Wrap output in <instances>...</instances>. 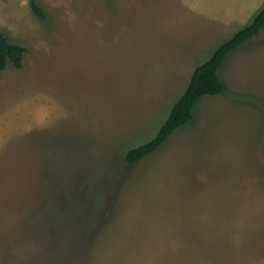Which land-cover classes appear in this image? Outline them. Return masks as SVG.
Instances as JSON below:
<instances>
[{
    "label": "rangeland",
    "instance_id": "374dc122",
    "mask_svg": "<svg viewBox=\"0 0 264 264\" xmlns=\"http://www.w3.org/2000/svg\"><path fill=\"white\" fill-rule=\"evenodd\" d=\"M0 0V264H264V28L222 94L132 166L264 0Z\"/></svg>",
    "mask_w": 264,
    "mask_h": 264
},
{
    "label": "trees",
    "instance_id": "16d2710c",
    "mask_svg": "<svg viewBox=\"0 0 264 264\" xmlns=\"http://www.w3.org/2000/svg\"><path fill=\"white\" fill-rule=\"evenodd\" d=\"M29 5L39 20H45V12L37 0H29ZM263 28L264 6L247 26L219 45L204 62L193 69L185 90L172 106L156 135L151 140L126 151L123 156L124 163L132 166L159 148L175 131L189 124L193 118L194 107L201 98L222 94L225 86L218 74L220 67L231 52L245 44ZM26 51L25 47L12 43L0 33V71H3L9 63L14 68H21Z\"/></svg>",
    "mask_w": 264,
    "mask_h": 264
}]
</instances>
